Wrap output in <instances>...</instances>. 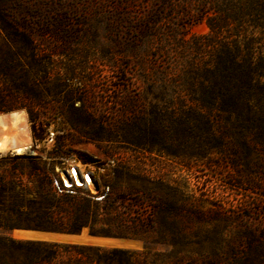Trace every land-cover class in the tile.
<instances>
[{"label":"rangeland","instance_id":"obj_1","mask_svg":"<svg viewBox=\"0 0 264 264\" xmlns=\"http://www.w3.org/2000/svg\"><path fill=\"white\" fill-rule=\"evenodd\" d=\"M199 1L0 0V116L24 113L33 153H0V238L27 240L3 226L30 224L52 191L39 182L73 159L143 198L154 230L123 249L145 246L139 264H264V131L251 116L177 122L189 65L211 56L194 47Z\"/></svg>","mask_w":264,"mask_h":264},{"label":"trees","instance_id":"obj_2","mask_svg":"<svg viewBox=\"0 0 264 264\" xmlns=\"http://www.w3.org/2000/svg\"><path fill=\"white\" fill-rule=\"evenodd\" d=\"M198 6L199 11L190 16V21L205 19L208 34L196 39L194 47L210 49L211 56L204 66L189 65L185 74L192 79L187 85L191 94L187 100L189 107L182 106L185 111L177 122L194 113L223 115L227 119L233 115L251 116L249 121L256 122L257 129L263 132L264 110L260 115L256 109L264 104L261 102L264 97V0H200ZM39 184L50 187L49 180L45 183L41 180ZM38 193H45L48 198L30 211L34 216L30 224L4 225L5 230L28 228L75 234L87 229L91 236L139 240L144 245L148 231L154 230L144 219L141 196L130 205L126 202V193L120 191H108L101 202L93 201L83 192ZM147 253L145 246L135 252L0 238V264H139L134 257Z\"/></svg>","mask_w":264,"mask_h":264},{"label":"built area","instance_id":"obj_3","mask_svg":"<svg viewBox=\"0 0 264 264\" xmlns=\"http://www.w3.org/2000/svg\"><path fill=\"white\" fill-rule=\"evenodd\" d=\"M30 150L31 141L23 152L27 155L33 154ZM48 180L56 195H74L77 192H83L93 201L101 202L109 191L107 186L101 184L100 177L93 166L73 159H64L61 166L55 168V172L49 175Z\"/></svg>","mask_w":264,"mask_h":264},{"label":"bare ground","instance_id":"obj_4","mask_svg":"<svg viewBox=\"0 0 264 264\" xmlns=\"http://www.w3.org/2000/svg\"><path fill=\"white\" fill-rule=\"evenodd\" d=\"M29 143V128L24 113L12 112L0 116V153L5 151L21 153Z\"/></svg>","mask_w":264,"mask_h":264},{"label":"water","instance_id":"obj_5","mask_svg":"<svg viewBox=\"0 0 264 264\" xmlns=\"http://www.w3.org/2000/svg\"><path fill=\"white\" fill-rule=\"evenodd\" d=\"M30 233V236H28L27 238V240L30 241L54 242L64 244H85L97 247H106L110 249H126L131 245H136V242L134 240L123 238L96 237L85 233L83 230L75 234L55 233L37 230H30ZM83 236H86L94 241L85 242L82 240ZM96 240H99L101 242H96Z\"/></svg>","mask_w":264,"mask_h":264}]
</instances>
